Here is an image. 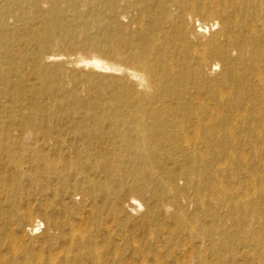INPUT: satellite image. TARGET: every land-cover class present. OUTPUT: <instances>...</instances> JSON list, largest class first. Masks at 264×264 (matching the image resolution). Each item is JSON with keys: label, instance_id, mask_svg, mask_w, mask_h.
<instances>
[{"label": "bare ground", "instance_id": "1", "mask_svg": "<svg viewBox=\"0 0 264 264\" xmlns=\"http://www.w3.org/2000/svg\"><path fill=\"white\" fill-rule=\"evenodd\" d=\"M109 1L126 2L135 15L138 29L110 31L107 18L99 17V35L86 40L84 46L98 47L104 55L82 57L76 64L99 74H124L127 82L118 81L108 102L97 109L84 106L80 116L69 115L60 123L47 126L45 143L60 155L48 156L44 167L38 161L24 164L0 148V195L29 191L31 186L25 183L34 182L36 178L31 179L29 173H35L41 178L44 191L54 189L58 194L60 187L62 196L65 188L67 192L74 187L66 178L79 177L82 184L78 182V186H83L95 179L96 170H101L106 178L121 171L122 180L127 171L132 184L128 185L126 180L122 186L128 187L132 196H144L150 193L151 186H159L166 200H146L144 207L136 197L125 198L121 191L107 200H87L91 204L90 217L80 220L79 225L72 221L75 209L70 210L64 200L59 202L64 203L68 220L48 214L43 208L41 214L46 225L35 217L32 205H26L18 216L21 218L12 224V230L0 226V234L9 242L7 251L0 249V264L41 261L42 248L38 254L21 252L22 238L15 236L16 230L22 235L26 231L32 237L47 234L42 242L35 243L46 245L57 240L59 252L67 257L71 250H82L83 258L78 260L86 264L113 261L123 264V239L118 233L122 231L116 232L115 227L130 222L152 230L162 219L178 221L192 229L202 227L213 236L215 248L224 247L223 241L215 237L224 236L227 225L243 228L249 235L246 244L256 248L240 254L228 246L218 264H264V200H181L201 183L214 185L217 173L221 183L222 176L233 171L234 165L228 170V160L224 163L235 153L224 145L225 135H233L238 129L259 135L264 129V0ZM51 2L50 14L60 16L64 27L66 19L60 3L71 4L73 0ZM46 3V0H0V87L3 88L0 101L20 81L18 75L24 77L27 72L35 71L43 81L64 75V67L57 65L66 60L62 55L37 51L26 57L22 52L26 43L20 34L32 27L42 34V26H34V21L46 13L43 9ZM76 34L68 35L65 31L64 37L70 39ZM52 38L49 37L48 44H52ZM110 57L119 58L129 66H116L109 61ZM14 108L19 116L26 114L27 108H19L18 104ZM35 112L39 118L47 110L36 106ZM221 122L232 123L228 132ZM20 133L15 131L13 141L22 145L33 139L29 131ZM244 153L241 149V157ZM179 176L185 183L184 190L175 185ZM256 179L252 176L250 189H256ZM202 190L197 187L199 195ZM244 196L255 199L258 191H245ZM14 201L0 200V221L8 217L5 207ZM191 207L192 218H189L186 213ZM141 211L140 217H134ZM255 219L257 225H253ZM59 254L51 252L49 259L54 263ZM181 254L175 264H186V259L192 257L187 252ZM199 264L209 263L200 259Z\"/></svg>", "mask_w": 264, "mask_h": 264}, {"label": "rangeland", "instance_id": "2", "mask_svg": "<svg viewBox=\"0 0 264 264\" xmlns=\"http://www.w3.org/2000/svg\"><path fill=\"white\" fill-rule=\"evenodd\" d=\"M46 2L43 8L46 13L40 20L37 19L34 21V26H42V34H38L33 27L31 29L28 28V31L20 34L22 40L26 43L22 52L26 57H29L32 53L37 51L52 55H62L63 59L65 58L66 60L57 65L64 67V75L47 81H43L41 75L35 71L27 72L24 77L18 75L20 81L10 89L8 92L9 96L0 101V148L5 150L4 153L19 158L24 164L38 161L42 167H44L48 156L54 157L60 155L59 151H54V148H51V146L45 143L47 126L53 122L60 123L69 117V115L74 117L79 114L80 116V113L83 112L81 109L84 106H88L92 110L97 109L98 106L108 102L118 81L127 82L128 80L124 74L116 76L110 74L106 75L104 73L99 74L98 72H94L91 68L80 67L76 64V61L82 57L89 58L94 55H104L98 47L87 48L84 46L86 40L99 35L101 25L98 18H101V16L107 18V25L110 31L121 29L122 31L130 32L138 29V25L134 22L135 15L132 10L127 8L126 2L118 1L114 4H111L109 0H73L71 4L62 2L60 6L63 9V17L66 19V25H64V27L62 26L60 16L50 14L53 8L51 0H46ZM129 2L133 1L129 0ZM64 30L68 35L74 32L77 34L75 37L66 39L64 37ZM49 37H53L52 44L47 43ZM109 61L116 66L125 68L129 66L119 58L110 57ZM99 77H101V82L97 83ZM15 78L18 79L17 77ZM0 90H3V88L0 87ZM15 104H18L19 108H27L26 114L19 116L14 108ZM36 106L43 107L47 112L43 116L36 118ZM221 127H224L223 129L227 131L228 128L232 127V123L221 122ZM16 130L18 134H21L20 131H29L33 133L31 136V139H33L31 142L22 144V146L19 141H13L12 139L15 137ZM263 131L264 129L261 130V134L253 135L251 133H243L241 129H238L234 131L233 135H225L223 139L224 145L233 148L235 153L233 157L225 159L224 163L228 160L226 164V166L229 164L227 167L228 170L229 167L231 168V166L234 165L233 171H230L225 177L222 176L224 181L221 183H219L220 175L217 173L218 176H216L217 178L214 185L208 186L206 183H201L197 185V187L204 189L200 195L195 186V189L190 190L181 200H264ZM9 138L11 139L9 140ZM241 149L242 153L243 151L246 153H244L242 157L240 154ZM96 171V173H93L95 179L90 184L86 183L83 186H78V182L82 184L81 181H78L79 177L74 176L66 178L65 180L69 182L68 184H74V187L67 192L65 188L62 196L59 195L60 187L58 194L54 189H51V191H44L42 189L41 178L35 173H29L31 179L36 178L34 182L27 181L25 183L27 187L31 186L29 191H23L19 195H12L11 193L3 194V196L0 195V200H16L10 206L5 207L8 217L0 221V226L12 230V224L18 222L21 218L18 216L22 214L26 205H32L31 207L35 212V217H38L39 220H42L44 225H46V222L43 221V215L41 214L43 208L47 210L48 214L54 215L62 220H68L67 214L64 212V203L60 204L59 202V200H64L65 203L69 205L70 210L75 209L72 221L75 225H79L82 219H88L90 217L91 204L87 202V200H107L119 191L124 194L125 198L136 197L144 207L146 200H166L165 197L162 196V187L159 186H151L150 193L144 196H132L128 191V187L123 188L122 186L126 180H128L126 181L128 185L132 184L131 178L127 176V171H125L123 180L120 176L123 174L121 171H112L113 173L110 174L112 175L111 178H106L107 176H104L101 170ZM215 174L216 173H213V175ZM252 176L257 178L256 180L258 181V183L255 182V190L250 189L252 186ZM76 179L77 181H75ZM141 183L142 181L140 180L139 185ZM175 185L178 186L179 189L184 190L185 183L181 176L177 177ZM260 188L262 190H260ZM253 190L258 191V196L255 199L245 198V191L254 193ZM91 193H93L92 197ZM142 213L143 211L134 217L138 218ZM186 214L187 217L192 218V207ZM253 225H257L256 219L253 220ZM227 226L228 231L225 232L224 236L215 237L216 240L220 242L223 241L224 247L222 248H215L213 246V236H211L210 233H205L202 227L192 229L178 223V221H167V219H162L154 224L152 230L147 229V227L141 228L139 226H133L130 222H123L121 228L114 227L116 232L122 231L118 233L122 234L121 238L123 239V243H121L123 264H141L144 263V261H146L145 264H175L176 259L182 255L181 253L185 252L190 254L187 255L188 257L192 256L189 258L187 257L189 261L186 259V264H199L200 259H204L209 264H218L219 259L223 255V250L228 249V246L232 250L234 249L240 252V254L251 252L256 248L253 244H246V242H249L247 238L249 235L245 234L243 228H232L231 224ZM138 229L139 231H137ZM44 230L42 228V231ZM20 232L16 230L18 234L15 236L20 240L22 238L20 243L22 253L38 254L41 251L40 248H42V253L40 252L42 255L41 261L38 264H86V262L78 260L79 257L83 258L82 254L84 252L82 250L79 252L71 250L69 257H67L66 253L59 252L60 244H58L59 242H57V240L46 245L44 243H35L36 241L42 242V239L45 238L47 234H38L32 237L26 235V231H24L23 235L22 232ZM132 234L134 235L133 239L136 240L134 242ZM0 235V249L7 251L9 242L5 240L3 234ZM49 251L60 253L58 257H56L57 259H55L56 262L54 261L53 263V261L49 259V254L51 253ZM30 264H35V262H31ZM87 264L90 263L87 262ZM112 264L117 263L113 261Z\"/></svg>", "mask_w": 264, "mask_h": 264}]
</instances>
